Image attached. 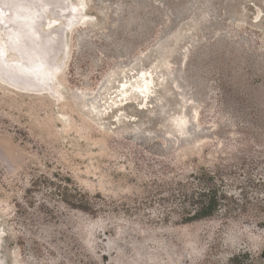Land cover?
Here are the masks:
<instances>
[{
	"label": "rangeland",
	"instance_id": "obj_1",
	"mask_svg": "<svg viewBox=\"0 0 264 264\" xmlns=\"http://www.w3.org/2000/svg\"><path fill=\"white\" fill-rule=\"evenodd\" d=\"M79 2L55 93L0 81L2 264H264V0ZM201 167L227 194L183 223Z\"/></svg>",
	"mask_w": 264,
	"mask_h": 264
},
{
	"label": "bare ground",
	"instance_id": "obj_2",
	"mask_svg": "<svg viewBox=\"0 0 264 264\" xmlns=\"http://www.w3.org/2000/svg\"><path fill=\"white\" fill-rule=\"evenodd\" d=\"M82 10L79 0H0V73L4 80L12 85L25 87L40 84L39 78L44 80L42 76L47 75L46 70L51 74L53 71H49L50 67L57 68L54 60L55 55L63 51L61 35L85 16ZM47 13L54 18L46 16ZM62 16L65 24L63 27L60 24V31V28L56 29V37L49 31L42 33L41 24L52 27L57 23L56 17ZM9 51L16 54V59L13 57L14 60L9 61L6 58ZM47 78L55 85L50 75ZM173 120L178 125L183 122L181 116Z\"/></svg>",
	"mask_w": 264,
	"mask_h": 264
},
{
	"label": "trees",
	"instance_id": "obj_3",
	"mask_svg": "<svg viewBox=\"0 0 264 264\" xmlns=\"http://www.w3.org/2000/svg\"><path fill=\"white\" fill-rule=\"evenodd\" d=\"M212 168L201 167L196 172H191L187 177L179 176L175 179L178 190H174L173 198L178 201L181 208L176 216L183 223L201 220L212 216L221 207V199L226 197V191L221 188V192L216 187ZM68 181V178H65ZM63 194L68 193V186H63ZM73 191L78 196H63L68 198L74 208L84 209L89 204L88 196H84L79 188L75 186Z\"/></svg>",
	"mask_w": 264,
	"mask_h": 264
},
{
	"label": "water",
	"instance_id": "obj_4",
	"mask_svg": "<svg viewBox=\"0 0 264 264\" xmlns=\"http://www.w3.org/2000/svg\"><path fill=\"white\" fill-rule=\"evenodd\" d=\"M61 41L65 42L64 36L62 37V35H61ZM64 47H65V45H64ZM64 50H66V48H64ZM64 50H63V52H64ZM59 69H60V66H58L57 68L50 67L49 71L50 70L53 71L51 74L48 72V70H46L47 75L42 76L44 80H42V78H39L40 79V81H39L40 84H38L37 86L25 87V86L12 85L9 82H7L6 80H4L5 78H3V76H1V75H3L2 73H0V80L2 82H4L5 84H7V85H10L12 87H15V88L23 90V91H28V92L29 91H31V92L34 91V92H39V93L40 92H48L50 94H54L55 93L54 92L55 87L53 86L54 84L52 85L51 81H49L48 80L49 78H47V77L50 75V77H52L54 79V76L56 75V73L58 72ZM0 264H1V262H0Z\"/></svg>",
	"mask_w": 264,
	"mask_h": 264
}]
</instances>
